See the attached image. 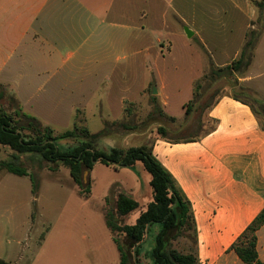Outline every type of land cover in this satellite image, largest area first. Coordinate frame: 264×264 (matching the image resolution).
Returning a JSON list of instances; mask_svg holds the SVG:
<instances>
[{
    "label": "crops",
    "instance_id": "obj_1",
    "mask_svg": "<svg viewBox=\"0 0 264 264\" xmlns=\"http://www.w3.org/2000/svg\"><path fill=\"white\" fill-rule=\"evenodd\" d=\"M256 16L252 0H0V85L12 90L22 111L37 105L47 112L52 106V122L71 117L55 116V106L67 104L71 114L73 106L93 98L109 106L108 113H124L126 103L153 87V102L168 109L164 67L176 54L163 41L170 36L185 40V28L198 48L180 54V64L185 67L186 55L192 73L182 110L210 67L225 68L239 57ZM173 18L181 29L171 27ZM138 68L143 77L133 92L124 76ZM226 76L264 105V31L247 68ZM230 89L205 111L210 129L181 141L157 135L150 143L189 203L197 264H244L229 248L264 207L263 121ZM141 173L149 196L141 195L140 212L152 200L150 175L145 169ZM7 174L0 171V258L23 264V185ZM256 250L264 263V225L256 231Z\"/></svg>",
    "mask_w": 264,
    "mask_h": 264
},
{
    "label": "rangeland",
    "instance_id": "obj_2",
    "mask_svg": "<svg viewBox=\"0 0 264 264\" xmlns=\"http://www.w3.org/2000/svg\"><path fill=\"white\" fill-rule=\"evenodd\" d=\"M169 21L172 28L181 29V22L174 18ZM169 42L176 56L173 60L168 58L167 66L164 67L162 64L160 66L165 69L163 79L169 96L168 109L167 107L164 109L168 110L166 112L171 116H164L161 113L163 109L161 104L153 102L154 87L151 91L147 89L143 98H137L132 104L126 103L124 113H108L106 108L109 106L97 105L98 99L93 98L83 106H73L71 114L69 105L55 106L58 109L55 116L71 117L65 121H59L58 118L52 122L53 118L52 120L49 118L52 116L49 114H52V106L48 108L50 110L47 109L48 113L37 105L24 106L23 111L19 110V104L13 99L12 90L0 85V109L22 126L21 132L26 137H33V132L38 128L43 129L46 122L51 123L55 134L71 129L74 122L78 126L86 127L91 134L106 130L104 135L91 142L94 148L105 152L111 149L124 151L142 143L150 144L152 139L159 135L156 132L159 126L165 130L163 136L172 141L191 139L207 131L212 127V122L203 120L205 111L230 87V93L248 102L253 112L263 121L262 101L255 98L242 85H238L233 77L224 78L223 75H214L212 78L203 76L197 80L193 97L181 110L180 101L185 98V86L192 73L189 72L190 63L186 55L185 67L180 64L184 59L180 54L198 46L195 37H185L184 40L170 36L168 40L163 41V45H168ZM150 52L151 55L155 54L156 49ZM131 73H126L124 78L134 87V92L142 80L143 73L139 68ZM74 108L77 110L75 114ZM25 113L43 116L48 120L39 123L25 117ZM84 139V135L79 133L76 138L60 140L58 145L63 149ZM9 156L10 150L0 146V159H9ZM18 163L35 179V190L32 191L28 176L7 174L13 179V183L23 185V264H117L118 252L106 227L104 215L106 212L110 213L119 225L134 223L140 213V206L121 217L115 214L114 208L116 196L121 191L131 193L130 196H133L139 205L143 200L141 195L144 198L149 196V187L144 182L141 173L144 169L140 167L141 165L127 168L95 162L90 171L82 172V184L90 185V191L80 195L68 168L64 165L55 164V170L51 171L48 169L51 165L43 164L38 157L30 154L22 155ZM158 229V225L150 226L144 241L136 246L137 264H155L151 252ZM194 236V231L186 220L183 225L176 226L166 234V249L192 254L195 247ZM117 238L129 253L128 240L125 236L119 234ZM130 254L133 255L132 252ZM130 264L135 263L130 261Z\"/></svg>",
    "mask_w": 264,
    "mask_h": 264
},
{
    "label": "trees",
    "instance_id": "obj_3",
    "mask_svg": "<svg viewBox=\"0 0 264 264\" xmlns=\"http://www.w3.org/2000/svg\"><path fill=\"white\" fill-rule=\"evenodd\" d=\"M252 5L256 9L257 16L245 35V42L239 57L225 68L214 70L210 67L208 73L204 75L205 77L224 76L232 72L241 73L249 65L257 39L264 31V0H252ZM12 96L15 100L13 93ZM18 108L22 110L21 107L18 106ZM261 112L264 116V107H262ZM24 115L40 123L35 117L26 113ZM21 130L22 126L14 122L0 109V146L10 150L9 159H0V171L3 170L16 176H28L32 191L35 190L34 176L18 163L21 156L26 154L35 155L43 164L51 165L48 167L51 171L55 170L54 165L58 163L67 167L80 195L90 191V185L82 184V172L83 170L90 171L95 162L127 168H134L135 163L140 162L150 175L149 186L152 200L139 213L134 223L119 225L110 213L106 212L104 215L106 227L111 233L112 241L119 255L118 264H130V261L137 264L138 249L136 246L144 241L149 227L153 225L159 226L151 252L155 264H197L195 256L191 253L183 254L174 249H166L165 237L170 230L178 225H183L186 220L193 229L192 214L189 203L176 186L172 176L153 155L150 144L142 143L140 146L129 147L124 151L111 149L109 152H105L94 148L91 142L104 135L106 130L91 134L86 127L78 126L76 122L73 123L71 129L60 134H55L53 129L47 125L43 129L35 130L33 137H26ZM156 132L164 137L165 130L163 127L159 126ZM79 133L84 135V140L77 141L73 145H67L63 149L58 145L60 140L76 138ZM137 207V201L129 193L121 191L117 194L114 209L118 217L129 214ZM263 225L264 207L236 237L229 248L236 253L244 264H264L258 259L256 250V231ZM119 234H123L128 240L129 253L117 238ZM130 252L133 253L132 256ZM0 264L12 263L0 258Z\"/></svg>",
    "mask_w": 264,
    "mask_h": 264
},
{
    "label": "water",
    "instance_id": "obj_4",
    "mask_svg": "<svg viewBox=\"0 0 264 264\" xmlns=\"http://www.w3.org/2000/svg\"><path fill=\"white\" fill-rule=\"evenodd\" d=\"M184 32L186 34L187 37H189L191 35V32L188 29L184 28ZM153 93H156V90L154 89Z\"/></svg>",
    "mask_w": 264,
    "mask_h": 264
}]
</instances>
